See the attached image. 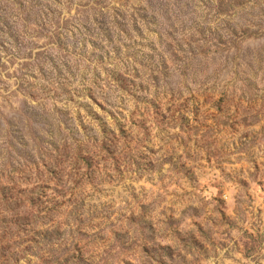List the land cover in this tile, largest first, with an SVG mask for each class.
Segmentation results:
<instances>
[{"label":"rangeland","instance_id":"1","mask_svg":"<svg viewBox=\"0 0 264 264\" xmlns=\"http://www.w3.org/2000/svg\"><path fill=\"white\" fill-rule=\"evenodd\" d=\"M0 264H264V0H0Z\"/></svg>","mask_w":264,"mask_h":264}]
</instances>
